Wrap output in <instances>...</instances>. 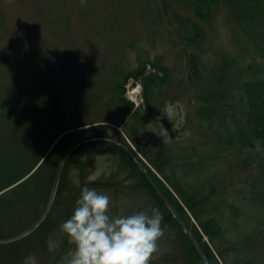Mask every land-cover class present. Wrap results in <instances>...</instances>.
<instances>
[{"label":"rangeland","instance_id":"374dc122","mask_svg":"<svg viewBox=\"0 0 264 264\" xmlns=\"http://www.w3.org/2000/svg\"><path fill=\"white\" fill-rule=\"evenodd\" d=\"M155 3L160 9L159 21L156 19L157 10L154 11ZM186 17H191L206 28L205 46L209 62L222 52L235 53L222 9L216 10L210 20L204 22L197 19L189 5L169 0H85L83 4L81 0H0V73L5 71L10 74L18 70L20 63L30 57L33 64L29 69L37 71L36 86L45 87L50 79L53 84L50 88H55L58 108V113H55L52 110L56 104L45 106L48 91L36 93L33 83L32 86L26 85L24 87L27 88H23L28 90L27 100L18 103L15 95L16 91L21 92V89L14 85L10 89L12 104L7 105L4 117L10 116L13 109L17 120L28 112H42L36 114L37 119L43 114L48 117H62L59 130L71 128L79 122L87 123L82 125V128L89 126L92 129L102 125L97 130H89L86 140L69 143L66 155L78 145L82 146L81 155L79 162L75 161L71 166L68 178L63 181L62 197L52 201L53 197H57L58 184L62 182L60 171L63 162H60L55 173L53 185L46 190L42 205L33 197L18 194L19 189L7 194L12 209L8 212L2 208L0 211V264H64L73 245L61 231L60 225L70 217L75 201L85 186L110 196V215H127L136 211H150L153 208L151 198L146 196L137 183L131 184L132 181L136 182L135 177L119 166L112 153H97L94 151L95 146L83 143L99 138L120 143L121 138H124L135 148L128 134H132L131 127L138 128L143 137L151 138L148 146H151L153 151L164 152L166 143L184 139L181 138V133L186 127L189 128L186 117L189 114L191 119H195L190 111L197 103L185 89L184 51L176 32L179 27L177 20ZM131 40L139 46L138 48H144V57L161 61L162 65L168 68L170 77L151 99V117L144 125L140 121L133 124L127 116L120 115L122 107L113 89L120 81L121 75L136 65L135 53L128 47ZM135 88L137 91L132 93ZM125 91V97L133 101L135 108L140 112L146 110L142 84L138 79L130 78L125 83ZM43 109L46 111L43 112ZM75 129L77 128L68 131ZM54 130L55 128L48 130L45 138L47 139ZM96 131L102 135H98ZM23 133L34 136L31 128L26 131L17 128L13 134L0 131V148L4 138L17 146L20 142L19 135ZM57 139L36 166L43 161ZM135 151L150 166L148 160L136 148ZM238 155L228 159L226 165L229 167L226 166L225 175L217 174L216 180L213 181L215 184L220 183L218 178L225 177L226 186L232 185L237 189L252 181L256 173V163L240 168L236 165L237 159L242 161L247 152ZM199 166L203 170L209 167L206 162H201ZM221 166H214V171L223 169ZM81 177L84 180L82 183ZM94 180L101 182L99 185L88 184V181ZM261 188L264 191V184ZM226 191L230 192L227 189ZM246 201L253 205L248 197ZM240 207L242 210L239 218L235 220V215L222 210V224L229 226V229L234 226V221L254 224L258 232L251 240L255 244L250 247L251 251L246 249V253L252 256V264H261L264 258V209L248 216V210L243 204ZM53 208H57L56 213L52 212ZM48 215L50 219L46 222ZM58 215L60 225L56 221ZM44 222L46 229L37 230L39 224ZM262 232V237L257 235ZM244 235L245 233H236L233 240L249 244ZM173 239V229H164L158 259L153 260L151 264H186L179 258L183 248L175 247ZM229 254L232 255L230 260L234 263L243 256L234 246Z\"/></svg>","mask_w":264,"mask_h":264},{"label":"trees","instance_id":"16d2710c","mask_svg":"<svg viewBox=\"0 0 264 264\" xmlns=\"http://www.w3.org/2000/svg\"><path fill=\"white\" fill-rule=\"evenodd\" d=\"M169 1L189 5L197 19L204 22L209 21L216 10L222 9L235 52H222L209 62L205 46L206 28L191 17L177 20L179 27L176 32L184 51L186 68L185 89L197 102L190 111L195 119H191L189 114L186 117L189 128L186 127L181 133V138L184 139L166 143L164 152L153 151L151 146H148L151 138L143 137L138 128L131 127L132 134H128L136 150L148 160L151 167L124 138H121L120 143L99 138L87 140L83 144L95 146L94 151L97 153H112L119 166L135 177L136 182L132 181L131 184L137 183L146 196L151 198L152 207L158 208L162 213L161 226L163 229H173V244L183 248L179 258L186 264H252V256L246 252L255 244L251 240L258 232L254 224L234 221V226L229 229V226L222 224L221 215L224 210L235 215L234 220L239 218L241 204L248 210V216L264 209V191L261 188L264 184V0ZM155 9L156 19L159 21L160 9L157 5L154 11ZM128 47L135 53L136 65L121 75L120 81L113 89L122 107L120 115L127 116L133 124L140 121L144 125L151 117V99L170 77L168 68L162 65L161 61H154L142 55L143 47L138 48L132 40L129 41ZM32 64V59L27 57L20 63L18 70L10 74L5 71L0 73V131L13 134L17 128L21 131L31 128L32 135L34 134L19 135L20 142L17 146L6 138L1 140L0 211L2 208L4 211H11L12 204L7 194L18 189V194L33 197L42 205L46 190L53 185L55 173L63 160L60 171L62 182L58 184L57 197H53L52 201L62 197L63 181L68 178L71 166L75 161L79 162L81 155L80 145L66 155L69 143L86 140L89 130H97L102 126L82 128L81 126L87 123L79 122L71 128L59 130L62 117H48L43 114L37 119L36 114L42 112H28L17 120L13 109L8 113L10 116L4 117L7 105L12 104L10 89L14 85L19 86L21 92L16 91L15 99L18 103H24L28 90L23 88H27L24 87L26 85L32 86V83L36 93L48 91L45 106L56 104L52 111L58 113L55 88H50L53 86L52 82L49 79L45 87L36 86L37 71L29 69ZM147 65L152 69H146ZM130 78L138 79L142 84L146 105V110L142 112L124 95L125 83ZM45 111L43 109V112ZM75 127L77 129L68 131ZM52 128H55L54 132L46 139L48 130ZM56 139L43 161L36 166ZM241 152H247V156L242 161L237 159L236 165L240 168L256 163V173L252 181L237 189L232 185L226 186L225 177L218 178L220 183L215 184L213 181L216 180L217 174L225 175L229 167L226 165L228 159L239 156ZM201 162H206L209 166L206 169L208 172L199 166ZM214 166H221L223 169L214 171ZM23 177L25 178L21 182L10 187ZM80 181H84L83 177ZM100 182L94 180L88 181V184L99 185ZM247 197L253 205H249ZM56 211L57 208L52 209V212ZM57 217L56 221L60 225L59 215ZM49 219L50 215L46 217V222ZM46 222L39 224L37 230L46 229ZM236 233H245L243 237L249 244L234 241ZM257 235L262 237L263 232ZM233 246L237 252L243 254L238 259L239 262L235 263L230 260L232 255L229 254ZM261 264H264V258Z\"/></svg>","mask_w":264,"mask_h":264},{"label":"clouds","instance_id":"9594fccd","mask_svg":"<svg viewBox=\"0 0 264 264\" xmlns=\"http://www.w3.org/2000/svg\"><path fill=\"white\" fill-rule=\"evenodd\" d=\"M110 205L109 195L81 189L70 217L60 225L73 245L64 264H151L158 259L164 236L159 209L110 215Z\"/></svg>","mask_w":264,"mask_h":264},{"label":"bare ground","instance_id":"6f19581e","mask_svg":"<svg viewBox=\"0 0 264 264\" xmlns=\"http://www.w3.org/2000/svg\"><path fill=\"white\" fill-rule=\"evenodd\" d=\"M134 91H137V89L135 88L134 90H132V93H134Z\"/></svg>","mask_w":264,"mask_h":264}]
</instances>
